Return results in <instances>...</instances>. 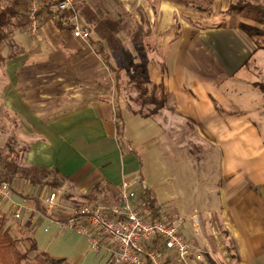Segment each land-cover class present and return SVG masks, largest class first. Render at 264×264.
I'll return each mask as SVG.
<instances>
[{
	"label": "crops",
	"instance_id": "0c3cea01",
	"mask_svg": "<svg viewBox=\"0 0 264 264\" xmlns=\"http://www.w3.org/2000/svg\"><path fill=\"white\" fill-rule=\"evenodd\" d=\"M240 1L77 0L89 40L46 17L37 36L26 30L34 40L6 57L0 78V112L18 122L15 157L3 164L12 163L5 172L22 216L9 201L0 209L46 254L30 264H114L108 244L93 249L63 220L75 214L76 199L119 205L125 179L134 206L144 207L148 189L168 221H181L191 264H264V109L254 115L241 93L261 89L254 74L264 72L256 59L264 21L222 13ZM251 2L264 9V0ZM208 7L220 13L206 16ZM92 41L104 43L112 62L119 54L133 61L123 72L141 69L167 105L148 112L128 105ZM52 192L54 203L46 200ZM166 252L173 264L175 253Z\"/></svg>",
	"mask_w": 264,
	"mask_h": 264
},
{
	"label": "built area",
	"instance_id": "2783aa9c",
	"mask_svg": "<svg viewBox=\"0 0 264 264\" xmlns=\"http://www.w3.org/2000/svg\"><path fill=\"white\" fill-rule=\"evenodd\" d=\"M76 1L30 0L28 19L32 34L38 35L40 13L46 11L51 21L70 27L74 37L89 40L92 33L82 22ZM118 191L119 205L107 210L96 201L79 204L75 214L63 225L84 234L93 249L108 244L114 264H168L166 251L174 252L179 262L191 264L192 246L181 233V221H168L164 209L159 210L158 218L148 217L150 211L132 203L136 193L127 179ZM56 198L57 194L51 193L46 200L54 203ZM4 201L11 202L14 216L21 218L22 208L12 200L11 184L0 180V202ZM195 221L197 224L198 219ZM156 242L163 243L166 249L156 247ZM196 260L202 261V254H197Z\"/></svg>",
	"mask_w": 264,
	"mask_h": 264
},
{
	"label": "trees",
	"instance_id": "16d2710c",
	"mask_svg": "<svg viewBox=\"0 0 264 264\" xmlns=\"http://www.w3.org/2000/svg\"><path fill=\"white\" fill-rule=\"evenodd\" d=\"M29 0H0V43L4 40L9 39L16 31H26L29 28ZM257 10L260 14L264 15V9L259 8V6L253 4L252 2H237L231 4L229 8L225 11L227 15L232 17L238 16L241 13L247 12L249 10ZM46 17L49 19V16L46 11H41L40 20ZM264 21V17L261 18ZM60 27H68L57 22ZM238 27L244 29L250 36L256 34V30L253 28L246 27L242 24H239ZM257 46L259 48H264V41L257 39ZM96 51L102 55V58L106 61V64L110 68L111 72L114 73L116 79V86L118 88H124V98L127 101L129 95H137L143 104L153 103L156 106V110L163 108L167 105V94L163 91L161 86H158L154 82L150 81L143 76L141 69H138L130 77L125 78L123 67L116 65L111 61L109 53L106 51V47L102 41L96 42L92 41ZM259 87L264 92V83H259ZM157 89L161 92L157 93ZM123 94V93H122ZM128 105L130 103L128 102ZM118 121L120 122L119 134H123L122 127V117L121 114H118ZM122 124V125H121ZM7 166H12L9 162ZM31 169H23V172H29ZM0 180L8 181L10 183L11 178L7 173L0 175ZM141 205L144 206L148 211H150V218L155 219L159 216V210L161 209L158 206V203L151 191L148 189H143L141 194ZM68 220V219H67ZM67 220H63L66 222ZM10 215L7 212H4L0 209V264H20L23 260L28 258L30 251L35 252V257L45 256V253L38 252L36 245L32 244V247L26 251L21 250L18 247L17 240L13 237L11 232L10 225ZM155 246L161 249H164V244L156 242ZM47 260H50V257H46Z\"/></svg>",
	"mask_w": 264,
	"mask_h": 264
},
{
	"label": "rangeland",
	"instance_id": "374dc122",
	"mask_svg": "<svg viewBox=\"0 0 264 264\" xmlns=\"http://www.w3.org/2000/svg\"><path fill=\"white\" fill-rule=\"evenodd\" d=\"M30 1V0H29ZM245 2H251V0H244ZM243 1V2H244ZM29 3V2H28ZM220 13V11L213 10L212 8H209L206 10V16H211L213 14ZM225 13V12H222ZM246 19L250 21V18H263L264 15L260 14L257 12L256 8L253 10H249L246 13ZM245 16V15H244ZM212 22H229V20H226L225 18H217L215 16L211 17L209 19ZM238 21V19L236 20ZM206 22V20H204ZM231 22V21H230ZM249 27V25L247 26ZM30 28V25H29ZM252 28V27H249ZM31 31V29H30ZM32 32V31H31ZM32 34V33H31ZM29 32L27 31H16L9 39L4 40L2 43H0V78L3 76L2 73V68L4 67V63L6 62V57H11L12 55L14 56L21 54L22 49L23 50H28L29 45L31 42L34 40V36H32ZM34 37V38H33ZM113 53H118V50L114 51ZM112 53V54H113ZM15 55V56H16ZM12 56V57H13ZM114 57V56H112ZM113 62L115 64H119L120 66L124 67L123 69L126 70L129 66L133 67L135 66L134 62H130L131 60L128 59L126 56L120 55L118 56V61L115 58H112ZM256 59L262 61L264 65V51L260 50L259 53L256 55ZM132 75V73H124V77L128 78ZM256 77V81L263 83L264 82V72L261 69H258L256 73L254 74ZM241 93L245 95V100H248V104L250 105V109L253 111L254 115L259 114V110L263 107L264 109V95L261 89H252L251 91H247L245 89H241ZM160 90L157 89V93L160 94ZM127 101L130 103V105L135 106L138 110L148 112L149 110H156V106L153 103H147L143 104L139 99H137V95L133 94V96L129 95L127 98ZM1 103V100H0ZM2 106L0 105V108ZM3 108V107H2ZM261 114V113H260ZM18 127V122L15 117L13 116H8V118L5 116L4 113L0 112V172L4 173L5 171H9L7 167H4L3 160L7 159L8 157H13L12 153H9L10 149H13L14 146L19 145L17 143V139H15V135L17 133V128ZM15 157V156H14ZM7 173V172H5ZM58 187V186H57ZM56 188V186H55ZM68 189L66 192L62 193V195H69ZM53 193V192H52ZM51 193L48 194V196ZM57 194V193H56ZM76 202L82 204L86 203L87 200H81V199H76ZM13 216H14V211H13ZM15 217V216H14ZM16 218V217H15ZM13 219V218H12ZM17 219V218H16ZM20 219V218H19ZM14 220V219H13ZM11 232L13 234V237L17 240L18 242V247L26 251L32 247V240L31 236L26 233H19L18 229L20 228V224L18 221H12L11 222ZM34 251H30L28 254V258L23 260L20 264H30L31 260H34ZM170 260H172V263L175 264L178 260L175 259V257L170 255Z\"/></svg>",
	"mask_w": 264,
	"mask_h": 264
}]
</instances>
